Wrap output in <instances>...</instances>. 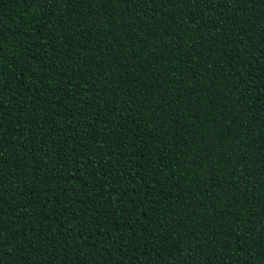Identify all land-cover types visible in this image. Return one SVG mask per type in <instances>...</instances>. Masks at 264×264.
I'll list each match as a JSON object with an SVG mask.
<instances>
[{
	"label": "trees",
	"instance_id": "16d2710c",
	"mask_svg": "<svg viewBox=\"0 0 264 264\" xmlns=\"http://www.w3.org/2000/svg\"><path fill=\"white\" fill-rule=\"evenodd\" d=\"M0 264H264V0H0Z\"/></svg>",
	"mask_w": 264,
	"mask_h": 264
}]
</instances>
